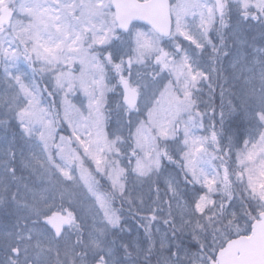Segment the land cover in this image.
I'll list each match as a JSON object with an SVG mask.
<instances>
[{"label":"snow or ice","instance_id":"obj_1","mask_svg":"<svg viewBox=\"0 0 264 264\" xmlns=\"http://www.w3.org/2000/svg\"><path fill=\"white\" fill-rule=\"evenodd\" d=\"M0 264H264V0H0Z\"/></svg>","mask_w":264,"mask_h":264}]
</instances>
